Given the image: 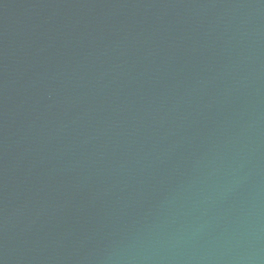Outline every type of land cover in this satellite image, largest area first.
<instances>
[{
  "label": "water",
  "instance_id": "obj_1",
  "mask_svg": "<svg viewBox=\"0 0 264 264\" xmlns=\"http://www.w3.org/2000/svg\"><path fill=\"white\" fill-rule=\"evenodd\" d=\"M0 264H264V0H0Z\"/></svg>",
  "mask_w": 264,
  "mask_h": 264
}]
</instances>
